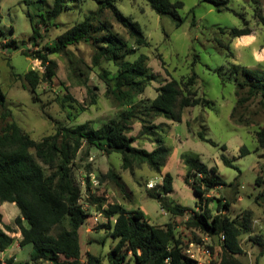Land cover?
Returning a JSON list of instances; mask_svg holds the SVG:
<instances>
[{
    "label": "rangeland",
    "instance_id": "obj_1",
    "mask_svg": "<svg viewBox=\"0 0 264 264\" xmlns=\"http://www.w3.org/2000/svg\"><path fill=\"white\" fill-rule=\"evenodd\" d=\"M181 1L184 6L177 10L178 17L170 13H157L148 0L116 2L124 14L139 22L150 42L147 46H140L135 54L129 56L130 60H134L140 54H146L149 69L156 75V79L139 98L147 102L157 95L158 87L166 81L181 80L196 72L193 88L199 96L206 97L212 104L185 108L181 122L164 116L151 117L152 123L162 127L165 144L170 148L163 170L174 176L171 197L185 206L195 207L196 195L183 180V174L187 170L183 161L185 154H197L209 166L217 165L226 184L212 188L208 195L223 196L231 201L228 213L232 217H238L242 224L246 212L251 213L252 231L241 236L244 252L239 257L246 264H255L257 258L260 264H264V184L257 183L258 175L264 180V147L259 145L256 136V131L264 126V99L255 96L242 102L241 98L246 93L241 90L237 93L239 89L233 83L234 76L229 71L232 62L264 69V26L254 17L256 8L264 11V0H229V9L222 11L203 0ZM52 4L53 0H0V26L3 30L0 36V88L6 95V107L12 111L6 121L0 117V125L3 127L6 122H17L38 140L54 133L61 125L72 127L89 122L93 127L99 128L110 119L120 118L126 110V106H117L105 95L106 84L99 77V68L92 63L94 49L84 41L69 46L66 53L50 54L58 63L53 82L42 81L35 92L31 91L23 74L30 69L41 68V62L21 52V48H29L30 53L37 49L32 46L33 28L28 13L39 19L40 14ZM96 8L98 4L94 0H86L81 8L75 4L64 11L52 25L42 27L39 38L41 45L50 44L76 20H82L86 13ZM107 15L114 21L109 12ZM246 22L253 28V33L232 38L228 29L243 26ZM114 23L127 36L125 29L119 23ZM224 29L226 32H223ZM12 38L20 43L19 49L4 46ZM222 44L230 45L233 51L231 56ZM102 66L116 69L113 63L104 62ZM86 79L88 85L98 87L95 89L98 94L96 104L88 105L91 98L83 81ZM261 84L264 85V81ZM67 93L73 98L62 106L61 99ZM69 105H74L75 108ZM81 105L88 107L78 112ZM2 111L3 108L0 107V115ZM142 116L149 118L145 114ZM130 122L129 134L138 137L134 145L153 149L157 143L154 136L141 133L140 118L133 117ZM201 130L205 131L207 140L198 136ZM222 145H226V150L222 149ZM242 146H246L250 152L241 155ZM223 154L235 166L226 165L222 159ZM76 163L74 176L82 187V202L90 213L80 230L84 260L89 252L102 255L107 264V254L115 243L112 236H107L105 229H97L98 225L106 222V218L97 209V204L87 200L85 177L88 171H91L92 193L105 197L107 204L120 203L129 209L142 208L154 224L164 225L171 221V214L161 207L160 202L148 196V182L161 183L162 177L147 165L133 171L124 169L121 154L107 153L86 143L79 151ZM110 169L121 174L126 184L125 190L108 177L100 179ZM232 182L234 185H230ZM209 207L212 213H216L217 199L211 200ZM0 211L3 213L4 224L12 227L10 234L15 237L14 243L0 253L1 258L6 260L14 256L15 264L28 261L32 244L20 245L21 232L15 223L19 214L18 206L5 201L0 206ZM184 220L182 217L174 220L176 230L185 238L192 237V230L185 227ZM202 239L201 243H190L188 248L199 264H212L219 258L217 239L213 240L205 235H202ZM209 245L213 246V250ZM131 261V264H135Z\"/></svg>",
    "mask_w": 264,
    "mask_h": 264
},
{
    "label": "trees",
    "instance_id": "obj_2",
    "mask_svg": "<svg viewBox=\"0 0 264 264\" xmlns=\"http://www.w3.org/2000/svg\"><path fill=\"white\" fill-rule=\"evenodd\" d=\"M98 8L76 20L72 26L60 33L46 46L41 45L42 27L52 25L60 15L75 4L78 8L86 0H53L52 6L40 14L39 19L31 16L32 46L37 47L21 52L41 62V68L30 69L23 74L32 92H35L42 81L51 83L57 74L58 63L50 54L66 53L69 46L82 41L90 43L94 49L92 63L99 68V77L106 84L105 95L117 106H126L120 118H113L99 128L89 122L76 126H58L54 133L33 138L17 122H6L0 125V206L5 202H13L19 208L15 223L20 229V245L32 244L30 259L18 264H105V257L87 253L81 244L80 230L90 213L82 202V187L76 182L74 168L76 159L84 143L95 146L107 153L117 152L122 156V167L134 170L142 165L159 173L162 183L147 190L148 196L157 199L161 207L171 214V221L164 225L154 224L142 208L129 209L120 203H108L105 197L92 193L90 172L86 174L87 200L97 204V209L104 215L106 222L98 225V230L105 229L107 236H112L115 243L107 254V264H199L198 260L187 252L190 243H201L202 235L217 239L219 258L212 264H246L239 257L244 249L241 236L252 231L251 213L244 215V223L238 217L229 215L231 201L223 196H209V191L217 185L226 184L219 173L217 165L209 166L199 155L185 154L183 161L187 166L183 174L184 182L193 189L196 195L195 207L185 206L171 197L174 190V176L163 167L167 164L170 148L165 144L161 133L162 127L152 123V116H164L170 120L183 121L185 108L197 105L210 106L212 102L199 96L193 88L197 74L181 80L171 79L158 87L157 95L147 102L140 95L156 79L150 71L148 56L140 54L136 59L129 56L135 54L140 46L150 44L138 21L124 14L117 6V0H94ZM214 5L219 11L229 9V0H203ZM150 6L159 14L170 13L178 17L177 10L184 6L177 0H148ZM119 23L126 31L125 36L115 27L108 15ZM254 17L264 26V11L256 8ZM1 20V11H0ZM195 18L193 24H195ZM225 30V29H224ZM223 32H226V30ZM253 28L246 22L243 26L228 29L232 38L251 35ZM3 30L0 26V36ZM13 49H19L16 38L6 41ZM230 56L233 51L229 44L224 45ZM162 58V56H161ZM104 62L113 63L116 69L104 67ZM229 71L234 76L233 83L239 89L237 93H246L241 101L251 100L255 96L264 99V69L232 62ZM82 81V80H81ZM88 87L90 101L88 105L97 103L98 94L95 89L83 80ZM27 87V84H25ZM36 99V96H33ZM38 98V97H37ZM73 97L67 93L62 99V106ZM65 102V103H64ZM88 105H81V112ZM75 108L74 105H69ZM0 107L3 111L1 119L6 121L12 115L6 107V95L0 88ZM147 115L146 118L142 115ZM138 117L142 123L141 133L154 136L156 146L149 150L134 145L136 135L129 134L131 119ZM151 122V123H150ZM202 140H207L205 131L198 132ZM261 147H264V126L256 131ZM217 145L216 143H214ZM226 150V145H222ZM241 155L250 151L241 147ZM224 163L235 166L231 159L222 155ZM108 177L121 189H126L121 174L110 169L101 180ZM258 184H264L258 175ZM234 185V182L230 183ZM218 201V211L212 213L209 202ZM185 218V227L192 230V237L185 238L176 230L174 220ZM12 227L4 224L0 211V253L5 252L15 241L10 234ZM213 250V246L209 245ZM131 261V262H132ZM0 264H15V257L3 260ZM255 264L259 263V258Z\"/></svg>",
    "mask_w": 264,
    "mask_h": 264
},
{
    "label": "built area",
    "instance_id": "obj_3",
    "mask_svg": "<svg viewBox=\"0 0 264 264\" xmlns=\"http://www.w3.org/2000/svg\"><path fill=\"white\" fill-rule=\"evenodd\" d=\"M148 183H149V184H147V185H148L150 188L155 187L157 184H159V183H155V182H153V181H150V182H148ZM161 183H162V182H161ZM187 252L190 254L191 257L197 259V258L193 255V253L191 252L190 249H188Z\"/></svg>",
    "mask_w": 264,
    "mask_h": 264
}]
</instances>
